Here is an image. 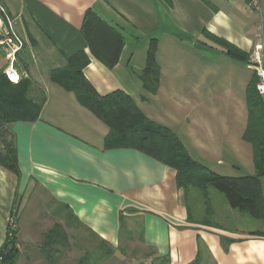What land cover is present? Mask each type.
Instances as JSON below:
<instances>
[{
	"label": "crops",
	"instance_id": "1",
	"mask_svg": "<svg viewBox=\"0 0 264 264\" xmlns=\"http://www.w3.org/2000/svg\"><path fill=\"white\" fill-rule=\"evenodd\" d=\"M0 6L24 41L16 65L21 81L31 98L45 96L37 121L8 127L20 176L0 166V250L14 219L16 264H49L44 236L60 224L105 242L113 252L109 263L120 260L121 225L128 221L142 247L166 264H264L263 226L226 229L212 218L245 222L248 214L212 206L211 187L207 194L180 188L175 169L141 151L106 149L108 126L52 79L83 53L89 61L84 76L100 96L132 98L207 170L254 176L253 146L244 136L247 92L257 76L248 59L231 57L222 42L248 57L255 45L264 47V0L257 12L247 0H0ZM89 11L124 39L113 68L83 34ZM5 30L0 11V38ZM152 40L161 72L154 95L139 78ZM6 67L0 52V72ZM57 247L56 264H66L67 252Z\"/></svg>",
	"mask_w": 264,
	"mask_h": 264
},
{
	"label": "trees",
	"instance_id": "2",
	"mask_svg": "<svg viewBox=\"0 0 264 264\" xmlns=\"http://www.w3.org/2000/svg\"><path fill=\"white\" fill-rule=\"evenodd\" d=\"M83 34L91 51L109 68L119 62L124 47L123 37L95 13L86 14ZM226 52L233 58L247 61L248 55L222 42ZM157 40H152L147 54V64L139 75L144 90L154 95L160 85V67L157 63ZM83 53L68 60L65 69L52 74L54 82L65 90L75 93L79 102L89 109L109 128L106 149H135L164 163L177 171V184L186 191L196 188L207 194L214 188L221 192L229 206L241 209L250 217L264 223V101L256 89L257 80L248 88L247 102L249 123L245 140L253 146L256 175L227 177L215 174L195 162L186 148L169 129L149 121L135 102L122 92L100 96L85 78L83 69L88 64ZM45 96L33 99L25 82L11 83L0 72V166L20 176L17 151L9 126L18 122H34L41 115ZM70 227V224L68 228ZM14 232L8 231L7 239L0 250L2 264H16L18 249ZM70 247L69 235L64 226L56 224L44 236L42 253L49 264H56V247ZM101 255L95 263L113 256L109 246L101 241ZM98 252H95L97 255ZM165 264L166 261L162 260ZM89 255L79 264H88ZM195 264H199L198 261Z\"/></svg>",
	"mask_w": 264,
	"mask_h": 264
},
{
	"label": "rangeland",
	"instance_id": "3",
	"mask_svg": "<svg viewBox=\"0 0 264 264\" xmlns=\"http://www.w3.org/2000/svg\"><path fill=\"white\" fill-rule=\"evenodd\" d=\"M242 171L244 172H239V175L245 176L247 173L245 172V170ZM262 182L264 184V178L262 179ZM197 190L196 191L199 192V194H202L199 189ZM209 199L212 206L214 207L219 206L220 208H222V206L225 205L230 209L225 196L214 188L210 189ZM246 216L248 218V221L245 222H238L232 219H228L227 221H220L218 218H215V216L212 218V220L222 227L232 231H247L249 229H253V227L256 226L258 228L261 226L264 227V223L262 221L256 220L248 215ZM249 222H251L253 225H251ZM121 227L122 240L120 253H116V256L119 257L120 260L114 258V260L107 263L105 262L107 259H103L102 261H100V264H165L162 260H157L155 257H153L149 250L142 247L138 229L134 230V233L132 234L130 231V223L128 221H123ZM11 230L12 228L10 229L9 227V231ZM67 233L69 235L70 247H60L62 253L63 251L67 252L66 264H79L80 260L87 257L88 255V264L97 262L95 257L101 255L100 242H98L93 236H91L86 230L83 229L76 230L74 227L72 230H68ZM57 248L59 249V247H56V250ZM96 251L98 252L97 255H95Z\"/></svg>",
	"mask_w": 264,
	"mask_h": 264
},
{
	"label": "built area",
	"instance_id": "4",
	"mask_svg": "<svg viewBox=\"0 0 264 264\" xmlns=\"http://www.w3.org/2000/svg\"><path fill=\"white\" fill-rule=\"evenodd\" d=\"M249 6L254 11H260L263 0H247ZM0 11L4 17L6 30L0 38V52H2L7 60V67L4 71L7 79L14 84L21 82L22 76L17 70L18 55L24 48V41L14 30V22L7 14L6 10L0 6ZM248 66L257 76L256 89L258 94L264 101V47L261 43L255 45L254 49L248 57ZM12 232L15 228V220L12 219L9 223ZM3 262V257L0 256V264Z\"/></svg>",
	"mask_w": 264,
	"mask_h": 264
}]
</instances>
